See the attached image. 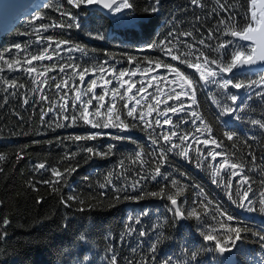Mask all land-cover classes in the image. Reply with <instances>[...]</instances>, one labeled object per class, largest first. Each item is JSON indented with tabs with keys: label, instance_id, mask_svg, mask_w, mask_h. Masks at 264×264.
I'll return each mask as SVG.
<instances>
[{
	"label": "trees",
	"instance_id": "obj_1",
	"mask_svg": "<svg viewBox=\"0 0 264 264\" xmlns=\"http://www.w3.org/2000/svg\"><path fill=\"white\" fill-rule=\"evenodd\" d=\"M200 2L205 5L203 9L190 5L189 0H160L159 11L149 13L145 9L150 7L151 0H135L137 23L122 24L118 19H111L100 11L89 10L83 5L77 9L67 4L66 0H46L32 14L25 17L13 31L0 35V56L5 57L4 61H0V157H3L0 159V169H3L0 171V221H8L7 224L0 223V264H79L82 255L87 258L85 264L87 261H92L94 264H109L107 257L113 253L117 256V264H130V262L143 264L145 260L148 264H162V261L168 258L171 259V264H189L192 252L197 253L198 264H264V243L258 242L255 236L249 234L245 241H237L238 248H231V250L235 249L231 258L220 254L213 242L203 239L205 234L222 237L227 227L226 225L222 227L219 221L223 218L218 213L217 219L212 218L211 206L206 215L204 208L197 206L200 219L191 217L179 220L177 223L172 220L173 214L168 211L171 205L166 199L145 195L143 200H125L123 198L125 193L116 191L121 184L135 181L137 170L141 168L143 161L148 162L143 165L148 169L149 164L153 163L154 147H166L161 142L154 146L150 141V137L156 139L161 132L154 118L158 111L164 110L165 103L154 104L151 98L147 107L143 103L137 108V111L142 112L152 124V128L156 129L155 132H152V128L140 124L132 128L131 118H125L122 108L125 101L130 107L129 101L124 89H119L116 108L107 118V122L114 125L119 116V120L129 125L128 129L120 134L130 137L129 140L112 139L111 134L118 131L115 127L107 129H92L90 126L56 127L57 123L64 121L59 116L50 121L52 112L44 117L45 123L42 124L40 120V108L44 104L50 101L58 108L62 103L55 95L54 85L57 82H66L70 86L75 81L78 92L84 99L89 81L93 78L97 81L93 90L97 95L104 89V84L98 85L101 77H104V81L112 80L108 89L109 95L105 97L107 103L112 95L111 89L116 87L117 79L121 81L124 78L129 79L133 71L140 72L142 76L159 70L161 81L159 86L165 85L168 91L172 87L179 92L177 77H183L177 75L174 69H179L185 75H191L195 72V68H189L187 64L195 61L189 59L181 64L182 57L179 55L173 60L170 55H165L150 45L164 41L170 29L177 35L192 32L196 41L203 37L206 43L219 44L231 38V31H239L245 25L243 13L250 14L249 0H219V3L217 0H200ZM221 4L230 8L231 14L235 15L234 24L228 20L229 13L220 9ZM61 5H63L61 11H69L77 16V22L81 27L79 29L49 28L44 32L41 24L66 20L57 10ZM38 17L41 19H37ZM124 18L122 16L120 20ZM221 20L224 24L220 23ZM209 29L213 32L212 41L206 39ZM41 35L52 37L54 40H69L70 45L62 47L71 46L72 51L62 53L64 57L62 61H57L55 56L53 60L33 61L32 63L37 66V72L31 74L36 77L37 83L34 85L25 75L21 65L24 64L25 56L33 54L34 50L39 51L36 41ZM97 35H102L104 38L98 39ZM182 40L193 44L192 37L183 36ZM17 44L26 51L17 50L15 48ZM173 45L175 46L167 50L175 53L176 48H180L185 55H189L190 51L199 47L210 58H216L218 55L198 44H195L191 50H185L175 41ZM16 60L20 61L19 65L14 63ZM54 61L57 62L56 69L49 68L48 66ZM6 62L12 63L13 68L9 69ZM103 62H107L106 68L115 71L94 73L92 70L97 69ZM73 63L80 68L90 70L85 74L83 84L79 81V75H71V68H68L66 73L59 72L61 64ZM157 64L159 66H156ZM164 64H170L172 67L165 68ZM201 66L208 68L203 62ZM46 68L48 70L44 71ZM119 71H125L126 75L113 79ZM260 75H264V72L236 73L237 78L245 84L252 80L258 81ZM52 76L56 79L48 80V83L43 85V92H33V88L38 86L40 80ZM173 77L175 83H171ZM13 78L17 86L19 84L25 86L19 89L16 95L10 94L16 90L10 86ZM129 82L135 83L138 87L141 85L139 79L133 77ZM49 84L53 85L52 89H49ZM228 91L234 90L229 86ZM257 91L260 89L255 86L251 89L239 90L241 97L246 93H252V99L247 101L246 105H242L243 111L239 112L242 119L239 121L229 115L219 116L220 109L212 102L213 95L221 103L230 104L223 100L220 90L210 86L207 90L198 91L197 112L211 125L212 135L218 141L224 140L221 147L216 149V151L223 149V155L217 156L216 160L209 157L208 149L215 148V145L210 143L205 147L202 141L207 138L206 131L201 128L200 132H195L189 122L183 126L182 131L189 133V142L193 133L199 138L198 143H193L191 148L186 149L191 162L182 155H176L175 152L168 153L167 162L161 171L167 170L170 173L169 181L158 178L157 181L146 182V192L159 191L164 187L165 196L178 194V204L185 216L192 210L193 201H197L198 205L206 196L207 199L219 203L251 232L264 234V213L248 212L230 202L224 187L228 183V177L216 164L220 159L229 160V163L242 162L241 174L249 177L252 192L255 193L254 197L250 193V197L259 208V200L264 198V183H261L264 181V129L253 124L252 121L260 120L264 123V98L256 97ZM122 93L125 95V101L119 99V94ZM45 94L48 96V101H41L40 97ZM76 94V92L68 93L69 110L74 102L79 107V101H74ZM60 96H63L62 92ZM24 98L29 99L28 105L22 104ZM180 98L188 100L185 95H181ZM173 99L167 104H172ZM150 106L157 109L155 114H148ZM93 107L95 101L89 106V119L104 118L103 109L99 117H94ZM169 116H172L173 123L177 122L178 117L173 116L172 113ZM49 123L52 127L48 126ZM226 130L237 134L233 141L223 137V132ZM96 131L106 135H101L95 140L79 142L68 139L69 136ZM172 139L176 140L175 137ZM108 145L115 147L113 154L106 157L88 158V154L82 150L91 146L104 152ZM197 152L203 157L202 162L197 160ZM249 152L255 155V164H252ZM18 154L22 156L21 159H17ZM66 154L70 159H65ZM38 162H46V166L57 168L66 178L53 177L50 172L43 170L35 171L33 166ZM121 162L123 168L120 167ZM198 163L199 167H197ZM69 167H75V172L65 173V169ZM173 177L177 181L175 186L170 184ZM108 179H111L116 188L106 184ZM239 179V175L232 179L233 199L237 198L236 181ZM45 180L52 183L45 184L42 182ZM57 180L59 183H56ZM212 180L216 183L214 184ZM102 184L105 187L102 188ZM193 185H198L199 188H194ZM200 188L203 189L202 196L197 195ZM129 194L136 195L134 192ZM117 195L120 197L118 200L115 199ZM68 197L74 199L69 201ZM129 216L134 219L140 218L141 223L129 222L127 219ZM129 226L136 231L130 233ZM139 231L146 232V236L140 237ZM81 234L86 237L83 242L78 240ZM152 243H157L155 254L149 249ZM152 255L156 257L154 262L151 260Z\"/></svg>",
	"mask_w": 264,
	"mask_h": 264
},
{
	"label": "snow or ice",
	"instance_id": "obj_2",
	"mask_svg": "<svg viewBox=\"0 0 264 264\" xmlns=\"http://www.w3.org/2000/svg\"><path fill=\"white\" fill-rule=\"evenodd\" d=\"M189 2L190 5L197 8L203 9L205 7V5L200 2V0H189ZM217 2L219 3V0H217ZM251 2L252 0H249V8ZM66 3L72 5L74 8L77 9L81 8L82 5L102 6L103 9H107L110 14L116 13L121 16H124L129 24H135L138 21L135 15V0H119V2L118 0H66ZM159 4L160 0H151L150 7L145 9V11L149 13L158 12ZM62 8L63 5H61L60 8H58L57 10L60 11V15L65 17L66 20L61 22L52 21L50 24H41V28L44 32H47L49 28L70 29L75 27L79 29L81 27V25L77 22V16L73 15L69 11H61L60 9ZM220 9L226 13H229L228 20L234 24L235 15L231 14V9L226 8L222 4L220 5ZM213 11L215 12V9H213ZM243 16L245 20V25L241 27L239 31H231V38L219 44L206 43L205 38L203 37L196 41L195 37L192 36V32H183L177 35L173 30L170 29L164 41L150 45V47L158 49L165 55H170L173 60H176L179 55L180 57H182V59L180 60L181 64H184L186 61H189V59L194 60L195 63L189 62L187 66L189 68H195V72L191 75H185L184 73H181L179 69H174L177 75L183 77L184 83L178 85L180 89L179 92H177L175 88L170 87V91L165 95L166 106L164 110L158 111L157 116L154 118L155 124L160 126L161 128V132L158 135V138L156 139L150 137V141L154 146L157 145L158 142H161L163 145H166V147H154L153 163L149 164L148 169H145L143 167V165L147 164L148 162L143 161L141 163V168L137 170V178L135 179V181L132 183L125 182L121 184L118 189H116L117 192L125 193L123 197L125 200L139 201L143 200L145 198V195L166 199L170 202L171 205L168 208V211L173 214L172 220L177 223L179 222V220H184L191 217L200 219V215L197 212V206L204 208L205 215L208 212L209 206H211L212 218L217 219L218 213L219 216L223 218L221 221H219L222 227H224L225 225L227 227L225 228L222 237H219L218 235L214 234H205L203 236V239L206 241L213 242L215 249L220 254H230V250L232 247L238 248L237 241H245L248 238L249 234L255 236L258 242L264 243V234L258 232H251V230L248 227L243 226L236 217L229 214L227 210L223 209L219 203L207 199L206 196L203 200L199 201L198 205L197 201H193L194 206L192 207V210L187 214V216H185L178 204V194H168L165 196L164 187H161L159 191L146 192V182L157 181L158 178L160 180L169 181L170 173L167 170L163 172L161 171V168L167 162L168 153L175 152L176 155H182L186 160H189V162H191V158L189 157V154L186 149L191 148L193 143H198L199 138L195 135V133H193L191 135V142H189V133L182 131L183 126L189 124V122L195 129V132H200L201 128L206 131L207 138L203 139L202 141L205 147H207L210 143L215 145V148L208 149L209 157H211L213 160H216L217 156L223 155V149L221 151H216V149L221 147V144L224 143V140L220 139L218 141L216 137L212 135L211 125L205 122L204 118L197 112L199 104L196 99V95L198 91L207 90L210 88V86H214L216 89L220 90V94L223 100L226 102H230V104L221 103L220 100L216 99L215 95H213L212 102L217 108L220 109L219 116L229 115L232 117V119L237 121L242 119V117L239 115V112L243 111L242 105H246L247 101L252 99V93H246L244 97H241L239 95V90L251 89L255 86L256 88L260 89V91H257L255 93L256 97L264 98V75H260L258 81L252 80L249 81L247 84L241 82L236 76V73L241 72L245 66H258L261 72H264V46L261 47L259 52H256L257 41L255 36V29L251 22L254 19V16L250 15L249 12L243 13ZM37 19L41 18L38 17ZM220 23L224 24V21L221 20ZM217 31L219 32L220 29L218 28ZM224 34L227 35V33ZM89 35H91V33H89ZM183 36L192 37L193 44H189L183 41ZM97 38L103 39L104 37L102 35H97ZM206 39L208 41L213 40V32L211 29H209ZM173 41H175L176 44L182 45L185 50H191L193 49L195 44H198L200 46H203L204 49H208L212 52L217 53L218 55L216 58H210L208 55H205V52L201 51L199 47H196L194 51H190L189 55H185L184 52L180 50V48H176V52L173 53L167 50L170 47L175 46L173 45ZM36 45L39 51L34 50L33 54L25 56L24 64L21 65V67L24 69L25 75L33 82L34 85L37 83L36 77L32 76L31 74L37 72V66L32 63L33 61L43 62L45 59L53 60V56L57 58V61H62L64 59L62 53H70L72 51L71 46L62 47L64 45H70L69 40H54L52 37H43L42 35L40 39L36 41ZM15 48L17 50H20L21 52L26 51L25 49H21V45L19 44L15 45ZM9 51L11 52V50ZM80 51H83V49H80ZM129 59L131 60V58ZM4 60L5 57L0 56V61ZM201 62L208 65L206 71L201 70ZM14 63L19 65L20 61L16 60L14 61ZM106 63L107 62L101 63L97 69H93L92 71L94 73L98 71L101 74L105 73L106 71H115V69L106 68ZM149 63L151 62L149 61ZM156 66H159V64H157ZM7 67L9 69H12L13 64L7 63ZM48 67L51 69H56L57 62L54 61L53 64L49 65ZM164 67L171 68L172 66L170 64H164ZM68 68H71L72 76L79 75V81L81 84H83L85 80V74L89 73L90 71L88 68H80L78 65L73 63L68 65L61 64L59 66V72L66 73ZM47 70V68L44 69V71ZM135 74V71H133L131 75L135 76ZM125 75V71H119L118 73H116L115 76H113V79H116L117 76L124 77ZM193 77H195V79H193ZM55 79V76L45 77L43 80L39 81L37 87L33 88V92H43V85L48 83V80L54 81ZM148 79H151V77H149ZM61 80H63V77H61ZM129 80H131V76L129 77ZM104 83L111 84L112 80H106L104 81ZM171 83H175V77H173ZM96 84L97 81L95 78L89 81L87 90L85 92L86 98L82 99L81 95L78 92V87L75 85V81H73V84L70 86L67 85L66 82L55 83V95L59 97V100L62 103L57 108L55 104L48 101L47 94L41 96V101H48L40 108L41 123H45L44 117L48 116L49 112H52L53 115L49 117L50 121L57 116H59L61 120L64 121V123H57L56 127L90 126L92 129H107L109 127H115L118 129V131L115 134H111L112 139L129 140L130 137L120 134L122 131L127 130L129 125L124 123V121L119 120V116H117V123L114 125L107 122V118L112 115L113 109L116 108L117 93L119 89L123 88L124 84H128L127 88L124 89V92H132V89L135 87V83H128V81L122 82L121 80L117 79L116 87L111 89L112 95L111 98L107 101V103H105V97L109 95V90L102 89L101 94L97 95L93 91L96 87ZM10 86L13 89H16L10 93L11 95H16L19 89H23L25 87L24 84H19L17 86L15 78H13V80L11 81ZM229 86H231V88L234 90L233 92L228 91ZM48 87L49 89H52L53 85L49 84ZM148 87H152V85L141 83L140 87L137 88L136 92L133 94L134 102L132 103L131 107H128V103L125 101V95L123 93L119 94V99L121 101H125L122 104L123 114L126 119L131 118L132 128H135L137 124L152 128V124L147 120V118L142 114V112L137 111V106L141 104V101H145V107L148 106V101L146 100V97L140 95L141 93H145ZM61 92L63 93V96H60ZM69 92H76L77 94L74 97V101H79V107H77V104L74 102L71 105V110H69V107L67 105V98ZM147 95L152 96L155 99L160 95V88L154 87L153 92L148 93ZM181 95L187 96L188 100L186 101L184 99H181ZM136 96H139V99H135ZM168 99H173V103L167 104ZM93 101H95V107L92 108V113L94 117H99L100 111L101 109H103L105 113L104 118L99 120L89 119V106L93 105ZM237 101L240 102L237 103ZM35 102L36 101H33V103ZM158 103L159 101H157V104ZM22 104L28 105L29 99H22ZM193 106H195V108ZM168 113H172L173 116L178 117L176 123H173L172 116H169ZM78 121L80 123H78ZM252 123L257 124L261 129H264V123H261L260 120H253ZM121 125H123L122 128ZM164 125H169L170 127L164 128ZM48 126L52 127V124L49 123ZM155 131L156 129L152 128V132ZM101 135L106 134L100 131H96L89 132L83 135L69 136L68 139L79 142L82 140H95ZM236 136L237 134L233 131L226 130L223 132V137L226 138L228 141H233V138ZM172 137H175L176 140L173 141ZM58 142L62 143V141ZM34 143H38V141H34ZM114 147L115 145H108L107 150L104 152H101L99 149H94L91 146L85 147L82 150L88 154V158H91L92 156L106 157L113 154ZM72 155L74 156L75 153H73ZM248 155L251 159L252 164H255V155H253L251 152H249ZM21 158L22 156L18 154L17 159ZM196 158L198 161L202 162L203 157L200 155L199 152H197ZM0 159H3V157H0ZM65 159L68 160L70 159V157L66 154ZM216 164L219 166V168L224 170V175L228 177V183L225 184L224 187L226 189V195L228 196L230 202L232 204H235L239 208L245 209L248 212L259 211L261 213H264V198L259 200V208H257L256 202L250 197V193H252L253 197L255 196V193L252 192V184L249 181V177L246 174H241L243 173L242 162L236 161L229 163V160L220 159L216 161ZM199 166L200 164L198 163L197 167ZM33 167L34 170L37 172L43 170L46 172H50L53 177H60L62 179L66 178L64 174H62L57 168L46 166V162H38L34 164ZM120 167H124L123 162H121ZM238 168L239 171H237ZM75 170V167H69L65 169V173L70 174L72 172H75ZM0 171H3V169H0ZM238 175L240 176V179L236 181L237 191L235 193L237 198L233 199L231 192V183L232 179ZM119 178L120 177L118 176L117 179ZM221 180H223V177H221ZM42 182L45 184L52 183L51 181L47 180ZM212 182L214 184L216 183L215 180H212ZM56 183H59V181L57 180ZM261 183H264V181H261ZM106 184L110 185L112 188H116V185L112 183L111 179H108L106 181ZM170 184L172 186H175L177 184V181L174 177L170 180ZM101 187L103 188L105 187V185L102 184ZM193 187L199 188L198 185H193ZM130 192H134L136 193V195H130ZM197 195H204L202 188L199 189ZM72 199H74V197H68L69 201H71ZM115 199L118 200L120 199V197L117 195ZM80 203H83V201H80ZM127 219L131 223H141V220L138 217L134 219L133 217L129 216L127 217ZM234 221L235 223H233ZM0 223L7 224L8 221L4 220L0 221ZM128 231L131 233L136 231V229H133L129 226ZM146 234L147 233L144 231L138 232V235L140 237H144L146 236ZM85 239L86 237L83 234L79 235L78 237V240L81 242L85 241ZM158 242L159 241H157V243ZM157 243H152L149 245V249L153 254H155L157 251ZM133 251H135V249ZM86 259V256L82 255L79 264H85ZM107 259L109 261V264H117V256L114 253L107 257ZM151 260L153 262L156 260L155 255H152ZM192 262H196V264H198L196 252L191 253V261L189 262V264H192ZM87 264H94V262L87 261ZM143 264H148V261L145 260ZM162 264H171V259L168 258L163 260Z\"/></svg>",
	"mask_w": 264,
	"mask_h": 264
},
{
	"label": "water",
	"instance_id": "obj_3",
	"mask_svg": "<svg viewBox=\"0 0 264 264\" xmlns=\"http://www.w3.org/2000/svg\"><path fill=\"white\" fill-rule=\"evenodd\" d=\"M34 1L35 0H23L22 2L10 3V5L7 6L5 15L0 16V35L13 31L17 27V25L29 15V13L34 11L35 9H30V6L34 5ZM85 7L89 10H98L109 18L114 19L110 17L109 11L107 9H103L102 6ZM249 11L250 15L254 16V19L251 22L255 29V36L257 41L256 52H259L261 47L264 46V0H252ZM248 71L261 70L258 66H245L240 73ZM231 251L232 253H234L235 249ZM225 254L226 253H224V255Z\"/></svg>",
	"mask_w": 264,
	"mask_h": 264
},
{
	"label": "rangeland",
	"instance_id": "obj_4",
	"mask_svg": "<svg viewBox=\"0 0 264 264\" xmlns=\"http://www.w3.org/2000/svg\"><path fill=\"white\" fill-rule=\"evenodd\" d=\"M45 2V1H44ZM10 4V2L7 3V6ZM43 3H41L39 6L35 7L34 9L36 10L37 8H39ZM34 6V5H33ZM33 6H30V7H33ZM7 10V8L5 9ZM34 10V11H35ZM34 11H32L30 14H32ZM127 11V10H126ZM120 17H122L121 15L115 19H118L119 21L118 22H121L122 24H129L127 22V19L124 18V19H121L120 20ZM201 70L202 71H206L207 68L206 67H203L201 66ZM135 76H132L130 74L131 77L133 78H136V79H139L140 83H144V84H150L152 85V87H149V90L146 89V92L145 93H141L140 95H143L146 97V100L148 101L149 99H153V103L154 104H157V101H159V103L157 105H160V104H164L165 103V95L169 92L168 90H166V86L165 85H162V86H159L160 85V79H159V75H160V71L159 70H155V71H152V72H149L147 74H143L142 76H140V72H135ZM149 77H151V79H148ZM104 77H101V81L98 85H102L104 84V89H109L111 87V84H105L104 83ZM123 81H128L129 82V79L128 78H124ZM122 81V82H123ZM177 82L178 84H181V83H184L183 81V78H180V77H177ZM128 84H124V87L123 89L127 88ZM154 87H159L160 88V95L158 97H156L155 99L152 97V96H149L147 95L148 93H151L153 92L154 90ZM139 88L138 86L135 85V87L132 89V92H129V93H126L127 95V99L129 101V106L131 107L132 106V103L134 102L133 100V94L136 92V89ZM135 99H139V96H136ZM171 99H168L167 102H169ZM145 103V101H141V104ZM140 105L137 106V108L139 107ZM157 111V109L153 108L150 106V110L148 112V114L152 115V114H155ZM170 113H168L169 115ZM157 116V115H156ZM166 126V125H164ZM232 251L230 250V254L229 253H226L225 255L228 257V258H231L232 256Z\"/></svg>",
	"mask_w": 264,
	"mask_h": 264
},
{
	"label": "bare ground",
	"instance_id": "obj_5",
	"mask_svg": "<svg viewBox=\"0 0 264 264\" xmlns=\"http://www.w3.org/2000/svg\"><path fill=\"white\" fill-rule=\"evenodd\" d=\"M23 0H0V16H4L5 13H6V8H7V3L10 2V3H16V2H22ZM45 0H35L34 1V6L33 7H30V9H34L35 7L39 6L41 3H43ZM10 5V4H9ZM126 11V10H125ZM120 15L119 14H116V13H111L110 14V17L112 18H117L119 17Z\"/></svg>",
	"mask_w": 264,
	"mask_h": 264
}]
</instances>
